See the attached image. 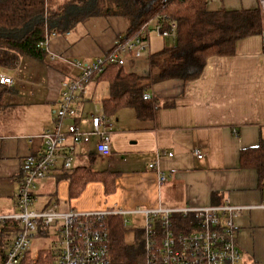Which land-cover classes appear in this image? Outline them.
I'll use <instances>...</instances> for the list:
<instances>
[{
  "label": "crops",
  "instance_id": "crops-1",
  "mask_svg": "<svg viewBox=\"0 0 264 264\" xmlns=\"http://www.w3.org/2000/svg\"><path fill=\"white\" fill-rule=\"evenodd\" d=\"M52 1L60 5L66 0ZM206 7L215 12L252 10L261 5L259 0H206ZM82 26L85 36L78 40L77 51L90 61L99 53H108L128 27L120 17L92 18ZM69 33L51 41L50 48L45 49L49 58L44 62L2 54L7 62L0 66V72L6 71L13 83L0 86V202H5L0 212H16L13 197L19 188L24 160L41 151L39 136L53 125L61 81L78 74L60 56L50 58L54 56L51 51L66 49L68 40L73 41L67 40ZM148 42V55L166 46V41L155 33H149ZM263 48L261 37L243 39L237 43L233 57L207 59L198 79L153 85L145 95L159 102L154 119L141 122L131 109H121L108 118L113 133L110 156L98 157L96 139L92 138L89 144L76 148L70 170H63L59 159L47 178L35 184V201L38 196L46 197L43 206L35 211L55 206L61 212L112 208L132 212L158 207H217L227 202L244 208L234 220L242 264H264V185L259 184L254 170L239 166L241 151L255 148L264 136ZM123 70L146 77L148 56L133 60ZM98 83L89 82L79 102L75 122L83 130L90 128V116L103 110L101 101L107 97V85L106 95L95 101ZM26 106L44 109L46 122L30 131H13L10 126L4 130L6 120L9 122L16 110ZM87 165L94 173H116L112 193L106 195L103 184L92 181L77 197L70 195V182L62 174ZM159 172L166 177L161 184Z\"/></svg>",
  "mask_w": 264,
  "mask_h": 264
},
{
  "label": "trees",
  "instance_id": "trees-1",
  "mask_svg": "<svg viewBox=\"0 0 264 264\" xmlns=\"http://www.w3.org/2000/svg\"><path fill=\"white\" fill-rule=\"evenodd\" d=\"M110 17L123 18L127 23L120 41L137 36L145 24L161 30H166L169 22L176 24L173 44L148 55L146 77L128 74L118 64H107L93 79L107 85V97L101 101L107 118L121 109H131L141 122L153 120L160 109L156 99L145 97L153 85L168 80L194 81L201 76L207 59L233 57L239 41L261 37L264 31L261 8L211 12L206 0H66L60 5L52 0H0V66L7 62L2 54L44 62L46 50L40 44L46 36L72 32L92 18ZM239 166L254 170L259 184L264 185V136L255 148L241 151ZM68 173L61 177L69 180L72 197L92 181L101 182L106 195L114 191L116 173H94L88 165ZM105 226L109 264H143L142 245L135 248L125 243L121 217H108ZM19 229L17 221L0 225V264ZM20 264H53V256L41 250L32 259L27 252Z\"/></svg>",
  "mask_w": 264,
  "mask_h": 264
},
{
  "label": "built area",
  "instance_id": "built-area-1",
  "mask_svg": "<svg viewBox=\"0 0 264 264\" xmlns=\"http://www.w3.org/2000/svg\"><path fill=\"white\" fill-rule=\"evenodd\" d=\"M154 32L162 39L176 37V24L168 23L166 30L145 24L140 33L126 41H116L103 58L90 64H71L78 74L64 78L60 83V95L53 112V125L39 138L41 151L25 158L21 181L14 195L16 212L1 213L0 225L17 221L20 229L9 244L2 264H20L29 251V243L39 233L46 238L47 251L53 256V264H109V236L105 226L108 217L142 215L143 264H242L236 245L234 220L244 208L222 206L124 212L117 208L91 212L70 210L61 212L55 206L35 211L34 189L38 181L46 179L59 159L68 171L76 148L96 139L95 152L100 158L110 156L112 124L99 109L98 115L89 118L90 128L82 130L75 122L79 102L86 95V88L94 77L101 74L107 64H118L125 69L133 60L148 56V36ZM51 36H46L40 47L46 49ZM56 59L55 56L50 57ZM13 78L6 71L0 72V86H11ZM148 98L147 95H145ZM71 120L69 124L66 121ZM171 156L170 154H168ZM198 159L201 155L196 151ZM161 184L166 177L158 173ZM126 221L123 227L126 228ZM50 237L53 238L50 240Z\"/></svg>",
  "mask_w": 264,
  "mask_h": 264
},
{
  "label": "rangeland",
  "instance_id": "rangeland-1",
  "mask_svg": "<svg viewBox=\"0 0 264 264\" xmlns=\"http://www.w3.org/2000/svg\"><path fill=\"white\" fill-rule=\"evenodd\" d=\"M83 26L82 25H78L76 28V31H72L71 33H69L70 36L67 37V40L72 38L73 41L68 40V47L66 49H56V51H51V54L54 55L56 57V59L63 58L65 61H67V63L69 64H74L76 62L81 63V64H90L91 62L95 61L92 60H87L84 56H80V52H78L77 50V46H80V43H78V40H80V38H83L85 36L84 33V29H82ZM150 28L151 24H150ZM83 30V33L80 30ZM150 34H154L151 33ZM82 35H84L82 37ZM65 35H56L54 37H51L49 39L48 42V46L50 48L51 45V41L56 39V38H62ZM75 38V39H73ZM78 38V39H76ZM165 40V44L167 45H172L173 41L171 39H163ZM50 43V44H49ZM47 52V50H46ZM50 54V55H51ZM104 54L99 53V57L98 58H103ZM143 57H146L143 56ZM49 58V56L47 57ZM46 58V60H47ZM49 61V59H48ZM55 62H57L55 60ZM77 71V70H76ZM76 74V72H75ZM74 74V75H75ZM77 75V74H76ZM75 75V76H76ZM88 87L86 88V91ZM87 93V92H86ZM106 95V83L104 82H100L97 85L95 94H94V100L99 101V99H101L102 97H104ZM16 113V114H15ZM100 114L99 112H96L95 115ZM15 118V119H14ZM45 118V110L44 109H40L39 106H33L30 108H27V106L25 108H23V110H16L14 112V114L12 115V117L10 118V120L12 119V122L9 120V122H5V125L3 126L4 130H9L8 128H6L7 126H10L11 130L13 131H30V129L32 128H37L39 127V125L41 124V122H46ZM53 118V116H52ZM83 130V129H82ZM112 141V139H111ZM38 191V188L36 186V192ZM46 201V197L44 196H38L37 200L32 204V206L30 207L31 210H37L38 208H40L41 206H43V204ZM5 204V202H0V207H3ZM3 213V212H1ZM122 219V225H123V221H126V228H124L125 232H124V239H125V243L127 245H131L135 248H139L143 247V236H142V227H143V219L142 217L138 216V215H132V216H124L121 218ZM53 238L50 237V240H52ZM46 246V238L41 236L39 233L36 235V237L34 239H32L29 243V253H30V257L32 259H36L38 253L44 249ZM142 255V254H141ZM140 257V256H139ZM142 260V257L139 259V262ZM143 262V261H142Z\"/></svg>",
  "mask_w": 264,
  "mask_h": 264
},
{
  "label": "water",
  "instance_id": "water-1",
  "mask_svg": "<svg viewBox=\"0 0 264 264\" xmlns=\"http://www.w3.org/2000/svg\"><path fill=\"white\" fill-rule=\"evenodd\" d=\"M259 2H260V5H261V8H262V12L264 14V0H259ZM261 39H262V45L264 46V31L262 33Z\"/></svg>",
  "mask_w": 264,
  "mask_h": 264
}]
</instances>
